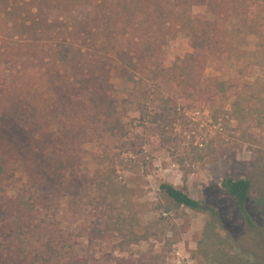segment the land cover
Segmentation results:
<instances>
[{
	"label": "trees",
	"instance_id": "obj_1",
	"mask_svg": "<svg viewBox=\"0 0 264 264\" xmlns=\"http://www.w3.org/2000/svg\"><path fill=\"white\" fill-rule=\"evenodd\" d=\"M205 1L213 10L212 0ZM236 1H224L226 9L235 14ZM197 3L198 0H0V128L23 134L28 143L22 159L25 151L22 155L15 152L13 135L10 138L0 131V184L15 177L16 163L28 181L26 190L15 197L6 195L0 186V264H109L105 255L99 260L91 252L97 244H108L115 235L127 244L146 238L135 231L131 216H121L122 224H109L104 218L99 223L90 220L84 230L85 248L90 254L80 255L71 235L48 221L58 205L59 186L79 183L76 152L87 131L81 125V115L90 113L101 121L111 138L121 142L123 149L137 151L135 143L125 140L130 132L117 117L111 83L115 67L123 68L134 85L151 77L158 83L153 89L174 86L191 103L219 101L211 115L215 122L219 116L240 123L247 119L249 109L237 92L232 96L233 84L204 76L207 55L220 53L226 31L212 22L189 17V9ZM78 6L86 7V15L71 23L49 16L54 10L69 15ZM237 15L246 30L253 27L243 14ZM143 19L163 44L173 37L166 24L187 32L192 53L177 58L167 68L161 66L158 48L135 36ZM129 24L135 33L125 30ZM248 31L257 34L254 29ZM201 52L204 54L199 60ZM141 87L140 120L164 123L170 111L169 98L161 95L158 99L163 102L162 113L150 114L149 104L154 100L148 88L143 84ZM114 167L112 163L110 169L91 178L89 184H96V192L100 191L94 201L97 205L104 200V189H108V195L115 192L117 197H124L109 175L115 173ZM42 168H51L63 180H55L54 185L46 183ZM221 186L251 226L248 202L252 200L254 207L264 213V155L249 176H225ZM159 190L172 207L208 211L218 217L213 207L192 199L183 189L161 183ZM116 261L123 264L124 260Z\"/></svg>",
	"mask_w": 264,
	"mask_h": 264
},
{
	"label": "rangeland",
	"instance_id": "obj_2",
	"mask_svg": "<svg viewBox=\"0 0 264 264\" xmlns=\"http://www.w3.org/2000/svg\"><path fill=\"white\" fill-rule=\"evenodd\" d=\"M224 1L230 3L231 0H212V10L207 1L198 0L188 15L212 22L226 31L220 53L207 55L203 73L233 84L232 96L237 92L249 109L247 119L240 123L228 116H219L215 122L211 115L212 110L219 107V101L191 103L174 86L153 89L157 80L147 77L148 81L142 84L154 100L149 104L150 114L162 113L163 102L158 99L161 95L169 98L170 111L165 114L164 123L141 121L138 104L142 84L134 85L128 81L123 68L115 67L111 83L117 117L130 132L125 140L135 143L137 151L123 149L121 142L111 138L101 121L90 113L81 115L84 119L81 125L87 131L76 152L79 183L59 186L58 205L54 216L48 219L62 233L71 235L80 255L90 254L84 239L90 220L99 223L104 218L109 224H122L121 216H131L135 231L146 238L127 244L115 235L108 244H97L93 248L95 258L101 260L105 255L109 264H118L116 259H123V264H264V213L250 200L246 209L252 225H247L237 212L233 198L221 186L225 176H249L264 155V0L236 1L237 14H243L254 27L247 30L238 15L226 9ZM86 10L78 6L69 15L54 10L49 16L71 23L84 17ZM168 26L173 37H168L164 44L158 34L150 31L144 19L136 33L131 24L125 26V30L158 48L157 60L167 68L177 58L192 53L188 33L171 23L165 28ZM253 29L257 34L248 31ZM203 54L200 53L199 60ZM0 131L10 138L13 135L11 144L19 155L25 151L23 159L28 149L23 134L4 128ZM111 162L115 164V173L109 175L124 197H117L115 192L108 195V189H104L101 194L104 200L100 199L97 205L94 201L100 191L97 193L96 184L89 183L97 172L110 169ZM14 167L15 177L0 184L10 197L23 193L28 186L18 163ZM41 171L46 183L54 185L55 180H63L51 168ZM161 183L183 189L192 199L213 207L218 217L208 211L170 206L160 193ZM71 196L75 199L71 200Z\"/></svg>",
	"mask_w": 264,
	"mask_h": 264
}]
</instances>
